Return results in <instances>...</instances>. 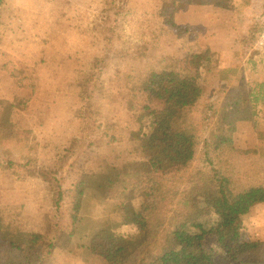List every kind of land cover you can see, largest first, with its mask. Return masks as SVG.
Here are the masks:
<instances>
[{
    "label": "trees",
    "instance_id": "obj_1",
    "mask_svg": "<svg viewBox=\"0 0 264 264\" xmlns=\"http://www.w3.org/2000/svg\"><path fill=\"white\" fill-rule=\"evenodd\" d=\"M144 1L136 11L126 8L129 0H101V29L92 30L127 48L69 77L78 135L53 144L42 167L37 129L22 122L40 88L38 73L2 66L13 92L0 97V170L43 181L51 208L40 231H22L19 207H0V264H44L74 239L105 264H264V243L246 237L251 209L264 205V183L243 185L231 162L238 124L253 122L257 97L243 68L225 67L219 53L177 23L190 7L232 12L234 0ZM71 20L87 32L81 19ZM4 28L0 20V35ZM263 34L264 23L255 21L235 54L248 47L258 54ZM79 148L104 149L105 156L75 173L69 168Z\"/></svg>",
    "mask_w": 264,
    "mask_h": 264
},
{
    "label": "rangeland",
    "instance_id": "obj_2",
    "mask_svg": "<svg viewBox=\"0 0 264 264\" xmlns=\"http://www.w3.org/2000/svg\"><path fill=\"white\" fill-rule=\"evenodd\" d=\"M0 20L4 32L0 35V97L9 98L13 92L2 66L12 63L16 67L35 69L39 87L31 98L28 110L22 114L23 124L34 127L38 132V162L42 167L53 158V144L78 135L79 124L74 118L77 106L74 94L67 89L69 77L77 76L76 71L87 70L89 64L102 55L113 57L116 51H123L126 44L117 45L114 38L105 41L99 32L101 22V0H3ZM144 0H129L126 8L141 11ZM235 10L221 11L213 7H190L177 17V23L188 25L189 33L202 46L209 47L222 57L225 67L244 69V76L257 101H253V122L240 123L235 134L234 164L238 178L243 185L264 183V48L251 56L255 48L248 47L238 56V39L246 35L255 21L264 23L262 5L264 0H235ZM246 3V4H244ZM244 4V5H243ZM64 16H61L63 15ZM82 20L86 33L72 28L71 18ZM57 20L58 23H55ZM87 26V28H85ZM109 26H114L110 22ZM106 25L102 28L107 35ZM101 29V28H100ZM264 42V34L262 36ZM164 46V44H162ZM129 47V46H128ZM133 45L129 54H133ZM133 49V50H132ZM163 49H165L163 47ZM159 51L147 50L156 54ZM114 56V57H115ZM123 56V55H122ZM126 56V55H125ZM121 57V56H119ZM253 57V58H251ZM249 61V62H248ZM257 85H263L262 92ZM221 85L215 84L217 89ZM105 156V150L79 148L73 159L72 168L80 172V165L94 166L97 157ZM72 161V160H71ZM66 170L57 176L59 184L69 175ZM73 180L62 183L68 189ZM71 183V184H70ZM51 196L46 184L39 179L16 180L10 173L0 170V207H19L15 218L22 231H40L46 211L51 208ZM250 227L246 231L249 239L264 243V205L254 206L251 211ZM130 232L131 227L123 228ZM16 234H7V238ZM0 238L5 236L0 235ZM74 239L68 248L58 249L44 264H105L101 258L90 255L89 248H79ZM240 264V263H224Z\"/></svg>",
    "mask_w": 264,
    "mask_h": 264
},
{
    "label": "crops",
    "instance_id": "obj_3",
    "mask_svg": "<svg viewBox=\"0 0 264 264\" xmlns=\"http://www.w3.org/2000/svg\"><path fill=\"white\" fill-rule=\"evenodd\" d=\"M235 1V0H234ZM234 4H235V2H234Z\"/></svg>",
    "mask_w": 264,
    "mask_h": 264
}]
</instances>
